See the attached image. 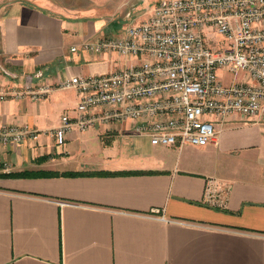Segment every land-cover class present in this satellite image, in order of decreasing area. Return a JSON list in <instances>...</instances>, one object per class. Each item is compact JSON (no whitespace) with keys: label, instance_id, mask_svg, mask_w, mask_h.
Segmentation results:
<instances>
[{"label":"crops","instance_id":"0c3cea01","mask_svg":"<svg viewBox=\"0 0 264 264\" xmlns=\"http://www.w3.org/2000/svg\"><path fill=\"white\" fill-rule=\"evenodd\" d=\"M152 2L116 20L26 2L1 16L0 124L41 133L0 144V264H264V108L219 117L204 146L154 145L132 120L73 131L63 144L46 133L76 115L65 80L138 63L82 46L146 20ZM226 72L227 85L251 81ZM29 83L50 90L10 96ZM211 179L229 185L224 206L204 201Z\"/></svg>","mask_w":264,"mask_h":264},{"label":"built area","instance_id":"2783aa9c","mask_svg":"<svg viewBox=\"0 0 264 264\" xmlns=\"http://www.w3.org/2000/svg\"><path fill=\"white\" fill-rule=\"evenodd\" d=\"M82 48L92 56L114 52L138 63L62 83L76 89L79 101L76 115L65 112L46 132L59 144L76 130L132 120L134 132L154 145L204 146L216 140L219 117H254L264 108V0H160L146 20ZM219 69L244 72L251 81L227 85ZM49 90L29 83L10 96L37 98ZM7 96L0 91V99ZM40 133L27 125L0 124V144L19 145ZM228 187L209 180L204 201L224 206Z\"/></svg>","mask_w":264,"mask_h":264},{"label":"rangeland","instance_id":"374dc122","mask_svg":"<svg viewBox=\"0 0 264 264\" xmlns=\"http://www.w3.org/2000/svg\"><path fill=\"white\" fill-rule=\"evenodd\" d=\"M136 1L137 0H0V18L10 9L12 4L26 2L44 6L51 10L71 12L80 15L85 14L96 19L105 18L108 20H116L117 18H123L128 7ZM158 1L160 0H153L152 6L155 7ZM128 25L125 24L124 28L121 27L122 30L120 32L114 33L111 36H120ZM224 71L219 69L218 73L220 74ZM226 73L227 74H223L225 80L232 78L233 74L231 72Z\"/></svg>","mask_w":264,"mask_h":264},{"label":"trees","instance_id":"16d2710c","mask_svg":"<svg viewBox=\"0 0 264 264\" xmlns=\"http://www.w3.org/2000/svg\"><path fill=\"white\" fill-rule=\"evenodd\" d=\"M11 174V173H10Z\"/></svg>","mask_w":264,"mask_h":264}]
</instances>
